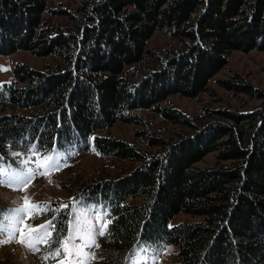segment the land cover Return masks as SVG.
Returning a JSON list of instances; mask_svg holds the SVG:
<instances>
[{
  "label": "trees",
  "instance_id": "trees-1",
  "mask_svg": "<svg viewBox=\"0 0 264 264\" xmlns=\"http://www.w3.org/2000/svg\"><path fill=\"white\" fill-rule=\"evenodd\" d=\"M45 7V0H0V53L63 60L49 72L18 63L16 82L0 84L2 104L29 112L0 118V158L12 148L77 146L139 163L129 175L81 186L88 202L107 205L101 264H124L146 244L176 246L168 264H264V91L241 77L221 80L262 102L210 110L205 120L160 106L171 95L206 92L231 51L255 41L264 48V0H85L77 15L66 12L74 29L56 32L38 29ZM160 31L184 49L148 48ZM138 109L177 127L176 139L140 132L162 147L158 154L99 133L117 121L144 125ZM210 153L216 164L198 166ZM180 213L201 220L173 223ZM64 216L56 224L66 235Z\"/></svg>",
  "mask_w": 264,
  "mask_h": 264
},
{
  "label": "rangeland",
  "instance_id": "rangeland-1",
  "mask_svg": "<svg viewBox=\"0 0 264 264\" xmlns=\"http://www.w3.org/2000/svg\"><path fill=\"white\" fill-rule=\"evenodd\" d=\"M84 1L45 0V12L40 17L38 29L46 28L53 32L74 29L66 12L75 15ZM257 44L255 41L254 47L248 51H231L227 55V63L208 81L206 92L193 97L171 95L160 106L178 108L189 115H199L204 120L210 110L241 112L258 107L262 102L260 99L245 93H235L220 84L221 80L241 77L264 91V48H257ZM147 46L164 55L184 49L181 41L166 31L153 35ZM18 63L49 72L63 64V60L53 54L38 56L28 50L0 53V66L8 69L0 71V84L16 82L13 68ZM129 68L132 67H125L126 70ZM14 112L29 113L15 105L0 102V118ZM135 112L142 117L144 125L117 121L99 133L126 140L149 154H158L162 147L150 146L140 135L141 131L160 134L165 139L177 138L174 134L177 127L159 114L141 109ZM7 151L8 157L0 158V264H101L100 251L105 245L104 236L109 225L107 205L104 202H88L89 198L84 195L81 186L101 178L118 179L129 175L139 163L119 157H104L93 150L81 151L77 146L49 153L34 149L12 148ZM48 156L53 158L52 164L58 167L45 163V157ZM214 164L216 153L208 154L197 163L201 167ZM25 197L42 208H31L25 203ZM18 208H25L26 211L16 212ZM66 214L69 220L66 235L59 234L56 222ZM199 220L201 217L180 213L172 222ZM25 224L32 227L47 225L33 234L34 237H44L43 242L36 243L32 248L18 242ZM100 232L104 234L100 235ZM45 233L48 235L45 236ZM10 236V242L4 243ZM65 242L67 249L62 247ZM176 253V246L146 244L140 246L124 264H168Z\"/></svg>",
  "mask_w": 264,
  "mask_h": 264
},
{
  "label": "snow or ice",
  "instance_id": "snow-or-ice-1",
  "mask_svg": "<svg viewBox=\"0 0 264 264\" xmlns=\"http://www.w3.org/2000/svg\"><path fill=\"white\" fill-rule=\"evenodd\" d=\"M0 71H8V69L7 68H3L2 66H0ZM52 160H53V158L51 156L45 157V163L46 164H52ZM52 166L53 167H58L57 165H54V164H52ZM29 176H31V173H29ZM24 199H25V203L29 204L31 208L38 209V210L42 208L41 205L32 204L31 202H29L27 197H25ZM15 211L16 212H25L26 209L25 208H18ZM46 227H47V225H40L38 227H32V226H29V225L25 224L24 225V232L21 233V236H20L18 242L23 243L27 247H30V248L34 247L36 243L43 242L44 237H40V236L34 237L33 234L40 232L41 229H44ZM103 234H104L103 232H100V235H103ZM47 235H48V233H45V236H47ZM11 238L12 237L10 236L9 240H5L3 242L4 243L10 242ZM62 247L67 249V242L62 244ZM57 254H59V253H57ZM61 264H62V262H61Z\"/></svg>",
  "mask_w": 264,
  "mask_h": 264
}]
</instances>
